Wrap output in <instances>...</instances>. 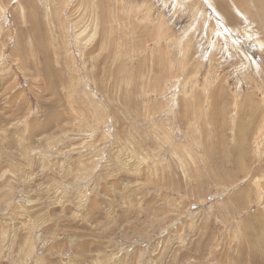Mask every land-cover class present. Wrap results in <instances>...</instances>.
I'll return each instance as SVG.
<instances>
[{
  "label": "rangeland",
  "instance_id": "rangeland-1",
  "mask_svg": "<svg viewBox=\"0 0 264 264\" xmlns=\"http://www.w3.org/2000/svg\"><path fill=\"white\" fill-rule=\"evenodd\" d=\"M218 1L0 0V264H264V25Z\"/></svg>",
  "mask_w": 264,
  "mask_h": 264
},
{
  "label": "bare ground",
  "instance_id": "bare-ground-1",
  "mask_svg": "<svg viewBox=\"0 0 264 264\" xmlns=\"http://www.w3.org/2000/svg\"><path fill=\"white\" fill-rule=\"evenodd\" d=\"M229 2V5H230V7H227L226 5H225V3L223 2V1H221V0H219L218 2H217V4H214L215 5V7H218V12L219 13H221L222 15H225L226 17H228V19L230 20V22L232 23V20H234V18H233V15H232V13L230 12L231 10H232V8H233V10L237 13V14H241V12L245 15V18L246 19H250V22L252 23V24H261V25H259V28H261L262 27V25H264V7H262L261 5L259 6V7H257L256 6V4H263L262 2V0H229L228 1ZM251 5H253V6H256V8L259 10V13L261 14H259V18L262 16V19H260V21L259 22H256L257 20L254 18V17H252L247 11H246V9H247V7L248 6H250L251 7ZM264 5V4H263ZM79 9V8H78ZM250 9V8H249ZM256 9V10H257ZM229 11V13H228V11ZM255 10V9H254ZM251 12V11H250ZM252 13H254V12H252ZM251 13V14H252ZM39 14V13H38ZM254 14H256V12L254 13ZM257 14H258V11H257ZM104 16V15H103ZM258 16V15H257ZM98 17V16H97ZM105 18V17H104ZM256 18H258V17H256ZM241 19V18H240ZM73 22V21H72ZM248 22V21H247ZM250 22H248L249 24H250ZM245 23V22H244ZM246 24V23H245ZM251 25V24H250ZM252 26V25H251ZM261 26V27H260ZM119 28V27H118ZM245 28V27H244ZM248 30V29H247ZM260 30V29H259ZM73 31V30H72ZM213 32V31H212ZM248 32V31H247ZM174 33V32H173ZM252 33V32H251ZM256 33V32H255ZM245 37V36H244ZM247 38V37H246ZM174 39V38H173ZM260 39V38H259ZM240 40V39H239ZM251 41V40H250ZM257 41V40H256ZM247 42V41H246ZM260 42V41H259ZM212 43V42H211ZM258 45V44H257ZM262 45H264V44H262ZM255 46V45H254ZM50 47V46H49ZM257 47V46H256ZM243 49V48H242ZM256 50V49H255ZM186 52V51H185ZM226 62V61H225ZM219 69V68H218ZM261 70V69H260ZM216 95V94H215ZM248 105V104H247ZM224 112V111H223ZM231 118V117H230ZM260 119V118H259ZM263 122H264V120H263ZM256 124V123H255ZM263 126V125H262ZM261 143V142H260ZM252 158V157H251Z\"/></svg>",
  "mask_w": 264,
  "mask_h": 264
}]
</instances>
